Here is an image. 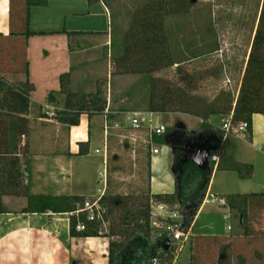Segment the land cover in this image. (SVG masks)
Segmentation results:
<instances>
[{"label":"crops","instance_id":"obj_1","mask_svg":"<svg viewBox=\"0 0 264 264\" xmlns=\"http://www.w3.org/2000/svg\"><path fill=\"white\" fill-rule=\"evenodd\" d=\"M262 6L260 0L254 37ZM116 19L110 0L109 7L103 0H45L30 8L27 28L34 34L26 37L24 0H0V77L10 85L20 87L27 82L30 87L27 108L16 113L24 120L25 131L17 136L16 152L6 155L13 159H0V264H108L106 237L72 236L70 221L79 214L80 199L106 196L113 183L116 187L127 176V162L142 164L143 149L150 195L175 192L177 145L167 140L169 151L155 158L161 149L151 144L154 125L147 126L145 115H140L141 128H133L132 114L144 111L124 106L130 93L122 84L130 75L121 69L116 72L117 65L128 63L133 46L129 40L138 31L130 36V26H117ZM206 21L219 29L216 14ZM45 106L56 108L54 118L43 114ZM77 113L78 124L64 120ZM211 118L207 121L210 131L202 127L181 132H198L206 138L216 129L221 131L226 118L221 126ZM259 121L264 123V114L253 113L240 139L264 155V145L256 143ZM226 142L223 137L215 166L224 158ZM104 154L106 181L99 175ZM154 159L174 180L173 189H152ZM42 202L48 206L40 212ZM151 208L152 219L167 213L159 202Z\"/></svg>","mask_w":264,"mask_h":264},{"label":"rangeland","instance_id":"obj_2","mask_svg":"<svg viewBox=\"0 0 264 264\" xmlns=\"http://www.w3.org/2000/svg\"><path fill=\"white\" fill-rule=\"evenodd\" d=\"M110 1L117 26L128 25L131 29L129 34L136 31L139 33L140 23L148 19L152 26L144 33L145 37L156 39L149 48L137 45L129 47L131 52L128 63L117 65L116 72L121 69L130 75L122 84L124 88L128 87L130 93L124 104L127 109L149 114V102L172 101L177 98L194 102L199 109H205L215 102L223 105L228 97L232 99L233 107L237 99L242 97L251 102L252 108L261 109L264 106L263 24L259 23L258 26L262 32L261 37H254L260 0H195L193 4L190 0H183V7H175L173 0H168L169 13L164 8L157 10L152 4L149 16L144 15V9H150V3L158 0ZM213 13L220 17L217 31L212 27L213 23L206 21ZM208 26L212 28L208 29ZM212 30L213 33L210 32ZM132 40L134 38L129 41ZM216 49L220 51L215 52ZM113 80L116 81L115 77ZM181 111L180 106L172 105L163 112L145 115L147 126L161 123L166 127L164 134L154 135L151 141L152 146L161 149V154L155 158L159 159L166 150L169 151L167 140L181 147L188 139H204L198 132L190 135L183 134L181 130L196 132L210 125ZM227 116L222 114L210 117H214L211 121L221 126ZM257 128L259 133L256 143L260 147L264 145V123L259 121ZM146 131L149 133L148 129ZM241 134L245 136L246 132ZM225 140L224 158L220 160L218 169L214 167L208 186V193L216 199H208L201 206L188 240L183 242L171 239V225L180 222V217L170 219L172 212H179L176 208L170 209V203L165 206L167 213L162 217L152 219L151 214V241L155 243L161 235L166 236V242L173 245L172 253L168 255L172 257L171 264H219L218 259L222 254L227 257L223 264H264V197H253L248 201L241 224V214L236 208L230 209L217 202L218 198L233 195L264 193V155L235 135L226 134ZM145 150H142V164L133 166L131 161L126 163L127 176L123 182L119 181L116 186L118 188L113 183L106 198L129 196L143 210L148 205L151 212L150 205L157 201L148 190ZM233 163H236L237 169L229 168ZM151 180L154 191L174 188V180L165 173L157 159H154ZM124 213L125 209L121 207H106L107 220L102 221L100 228L102 237L110 233L112 225L116 231H121ZM187 214L191 215L189 212ZM227 214H230V218L225 219L223 216ZM106 239L109 242L111 238ZM114 239L121 241L123 236Z\"/></svg>","mask_w":264,"mask_h":264},{"label":"trees","instance_id":"obj_3","mask_svg":"<svg viewBox=\"0 0 264 264\" xmlns=\"http://www.w3.org/2000/svg\"><path fill=\"white\" fill-rule=\"evenodd\" d=\"M105 5L109 7V0H103ZM195 0H190L193 4ZM45 0H24V20L25 29L24 35L27 37L34 32H30L27 28L29 10L32 6L43 4ZM160 2V3H158ZM175 7H183V0H173ZM179 3V4H178ZM158 8H164L169 13L170 2L168 0H158L156 3L152 1L150 3V9L145 8L143 13L145 16L151 15L149 12L152 11L151 5ZM145 19L139 25V33L135 34L132 45L149 48L156 39L153 37H145L148 27L152 26L150 21ZM259 23L264 25V0L260 16ZM262 32L258 29L255 35V39L260 38ZM264 40V30H263ZM28 72L26 71V74ZM63 79V77H62ZM30 87L27 82L23 86L16 87L8 84L0 77V159H6V155L14 154L17 149V136L21 135L25 131L24 120L16 113H22L28 106V93ZM243 98V97H242ZM238 98L234 107L233 101L228 97L223 105H217L215 102L212 105L207 106L205 109H199L194 102L184 101L180 98L172 101H161V102H149L148 111L150 112H163L167 107L172 105H178L182 109L183 114H190L202 119L205 123L209 117L231 114L233 122H247L251 120L253 113L264 114V106L260 108H252L251 102L246 99ZM71 117L64 118L69 123L76 125L79 122V114L70 115ZM63 119V118H62ZM206 131H210L212 126L203 127ZM210 133V132H209ZM208 137V136H207ZM206 137V138H207ZM224 137V133L218 129L212 132L207 147H211V155L206 165H198L191 159L184 160L183 146L174 147L175 157V192L171 195H154V199L157 202L167 206L168 203L172 205V208H176L181 213H190V219L185 220L187 225H191L194 215L202 205L206 196L210 179L215 167V163L211 160V156L218 153V147ZM12 160L11 158H7ZM221 160V159H220ZM213 163V164H212ZM220 164L217 165V169ZM229 168L237 169L236 163L230 165ZM264 196V194H243L233 195L225 198L226 206L230 209H237L241 214L240 223L245 218V208L248 201L253 197ZM84 199H80L82 202ZM100 211L102 219L96 221H88L86 214L81 212L77 217H73L70 221V234L72 236L81 237H97L101 236V225L104 219L107 220L105 215L106 207L110 205V209L119 208L125 209L124 217L122 220L121 231L115 230V226L112 225L110 233L105 237L111 238L108 242V264H171L172 257L168 256L171 252L173 245L169 244L168 248L164 246L166 242V236L161 235L158 240L154 243L150 238V218L151 212L147 205L145 210L142 206L135 204V199H131L129 196H113L107 199L106 196H102L99 200ZM48 205L41 203L39 211H44ZM151 207V205H150ZM53 209H57L52 206ZM189 215V214H188ZM81 222L85 225V229L81 231L76 230V224ZM121 232V233H120ZM120 233V234H118ZM123 236V240L118 241L114 238L117 236ZM172 253V252H171ZM168 256V258L166 257ZM226 255L222 254L219 256V264L225 263ZM154 259L156 260L154 262Z\"/></svg>","mask_w":264,"mask_h":264},{"label":"built area","instance_id":"obj_4","mask_svg":"<svg viewBox=\"0 0 264 264\" xmlns=\"http://www.w3.org/2000/svg\"><path fill=\"white\" fill-rule=\"evenodd\" d=\"M43 114L47 118H54L56 116V108L55 107H50V106H45V109L43 110ZM148 112H135L132 114L131 118V124L132 127L135 129H140L141 128V123L142 120L139 118L140 115H147ZM150 115H153V112H149ZM148 114V115H149ZM248 127L247 122H233L232 120V115L226 118L223 122V125L221 127V131L224 133V137L226 134H233L237 137H240ZM166 131V127L164 124H156L151 128V135H162ZM23 137V136H22ZM96 153L99 151L96 150ZM154 153H157L158 150L154 149ZM211 160L213 162H217L218 160V155H212ZM103 171L99 173L100 177L103 178V180L106 181V157L105 154L103 156ZM102 196L95 197L93 199H84L82 202H79V206L76 210V213H81L84 212L86 214V219L88 221H96L102 219L101 217V211H100V205H99V200ZM211 199L212 201L216 199L215 196L211 195L210 193H206V196L204 200ZM219 205L226 206V201L225 198H218L217 200ZM170 219L180 217V222L178 223H173L170 228V236L173 241H186L188 240L189 236L191 235V228L192 225H187L185 223V220L190 219L188 214L186 213H180L178 212L177 214H174L173 212L169 215ZM225 219L230 218V214L224 215L223 216ZM85 229V225L81 222H78L76 224V230L81 231ZM228 229H230V226H228ZM156 260L154 259V262ZM189 264V263H187Z\"/></svg>","mask_w":264,"mask_h":264},{"label":"water","instance_id":"obj_5","mask_svg":"<svg viewBox=\"0 0 264 264\" xmlns=\"http://www.w3.org/2000/svg\"><path fill=\"white\" fill-rule=\"evenodd\" d=\"M212 135H208L207 138L203 140L194 141L186 140L183 144L184 150V160L191 159L196 162L198 165H206L208 163L209 157L211 155V147H207L208 141ZM170 242H168L164 247L168 248Z\"/></svg>","mask_w":264,"mask_h":264}]
</instances>
